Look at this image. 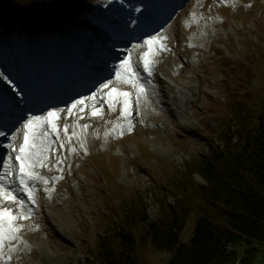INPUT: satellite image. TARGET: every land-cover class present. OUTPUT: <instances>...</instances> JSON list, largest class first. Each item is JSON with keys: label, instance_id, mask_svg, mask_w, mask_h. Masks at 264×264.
<instances>
[{"label": "snow or ice", "instance_id": "obj_1", "mask_svg": "<svg viewBox=\"0 0 264 264\" xmlns=\"http://www.w3.org/2000/svg\"><path fill=\"white\" fill-rule=\"evenodd\" d=\"M154 41H156V37H152L150 40L145 41V45L149 47V52L143 53L140 57L143 59V70L148 72L149 75H151L150 65L154 63V61L151 60V55H154L152 52V45ZM121 73L124 75L125 82L132 83L135 87L134 81L138 80L139 76L133 70V64L131 62L125 60L120 65V71L116 72L117 78L121 76ZM129 77H131V79H129ZM103 87L108 88V84H104ZM143 92L144 89L140 88L139 93L137 94V99H139V95L143 94ZM128 96L129 93L120 92L115 88L108 93L109 106H113L115 103H118V97L124 98L126 118L131 115V113L127 111L129 104L127 99ZM89 99H91V97H89ZM82 104H84L83 100H76L72 104V108ZM69 114H72L71 109H69ZM93 115H97V112L93 111ZM58 119L59 113L57 111H49L46 116H33L24 124V129L26 131L23 133V143L19 146L18 154L16 148L13 147L12 144L6 145V147L10 149V152L7 157V163L4 164V173L3 175H0V181H4L6 177L11 176L13 171H15L20 186L19 190L26 193L28 199L32 200L33 203L35 202L33 196L35 182L47 183L49 179H62V177L47 178L40 175L39 172L36 171V169L40 167H47L44 161L48 158L49 148L52 144L48 128L50 126L51 131L55 133L57 127L55 121ZM85 127L87 126L85 125ZM118 127L121 129L123 128L122 125H118ZM127 127L130 129L132 127L131 123H129ZM64 128L66 132L68 125L66 124ZM120 134H123L122 131ZM0 135H3V133L0 132ZM12 139L15 140L16 137L14 136ZM61 147H63V145H61ZM72 151H75V149H72ZM13 160L19 161L18 167L13 166ZM58 163H62V161H58ZM57 170L62 171L63 169ZM14 182L15 181H13V183ZM30 182L32 183L30 184ZM3 187L4 185L0 184V189ZM9 195L11 194L9 193ZM6 198L7 197L3 195L2 191H0V201ZM12 198L15 199V197ZM22 218V214L20 216H16L9 212L8 209L0 207V251H2L5 247L7 241L19 239L16 235L19 231L16 221ZM9 259H11V257H9Z\"/></svg>", "mask_w": 264, "mask_h": 264}]
</instances>
